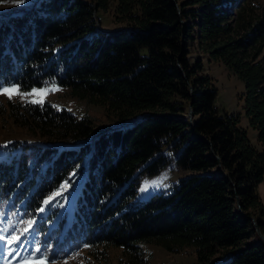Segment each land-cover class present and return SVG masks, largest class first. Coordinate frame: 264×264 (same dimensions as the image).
I'll return each mask as SVG.
<instances>
[{
	"label": "trees",
	"instance_id": "obj_1",
	"mask_svg": "<svg viewBox=\"0 0 264 264\" xmlns=\"http://www.w3.org/2000/svg\"><path fill=\"white\" fill-rule=\"evenodd\" d=\"M98 11L122 29L99 28ZM193 47L243 82L244 113L264 145L261 0H37L0 14V84L66 86L115 122L95 133L88 117L48 101L1 102L30 139L3 149L0 210L36 213L41 232L56 222L60 240H80L76 251L118 248L122 264H140L147 243L191 248L195 264H264L253 224L264 235V151L238 115L217 108L212 78L189 58ZM173 157L192 173L134 200L140 177ZM68 197L71 210L59 212Z\"/></svg>",
	"mask_w": 264,
	"mask_h": 264
},
{
	"label": "rangeland",
	"instance_id": "obj_2",
	"mask_svg": "<svg viewBox=\"0 0 264 264\" xmlns=\"http://www.w3.org/2000/svg\"><path fill=\"white\" fill-rule=\"evenodd\" d=\"M36 1L24 0V3H19L17 0H0V14L9 15L16 10H28ZM261 2L264 3V0H261ZM97 16L96 24L99 28L106 30L120 28V24L113 19L112 14L98 11ZM189 58L191 60L200 58L202 72L212 78L213 84L217 89L215 99L217 108L221 112L224 111L238 115V125L246 130L249 142L256 149L264 151V145H261L257 139V130L249 124L248 118L244 113L243 99L241 97L244 91L243 82L232 73L230 68L219 61L210 59L205 52L200 51L196 47L191 48ZM0 87L8 88L11 91H16L18 87L21 93H31L30 95H14L12 97L14 100L20 102L48 101L58 108L65 107L77 116L88 117L93 122L95 133L115 123L108 119L101 105L73 97L70 94L69 87L66 86L50 85L21 88L15 83H1ZM33 89H45L47 95H44V93H33ZM7 99L8 96L6 94H0V103L6 104ZM2 106H0V158L5 155V152H3L5 147L21 140L30 139L27 134H24L23 130H20L13 124L12 119L8 116L7 105L5 109ZM15 150L13 149L12 152ZM190 173H192L190 170L178 167L173 157L158 173L142 175L140 177L133 199L144 200L153 193L170 189L180 178ZM153 181H156L157 184H152ZM146 183L148 184L147 189L141 191ZM63 187L67 191L69 190L67 189V185H63ZM258 194L264 203V180L258 186ZM72 203V197L66 198L61 203L59 212L64 210L66 212L70 211ZM10 208L9 205L5 204L3 211H0V236H10L11 240H15L16 236L20 235L25 228H29L30 231L22 237V246L19 248L15 245L8 247L5 243L0 242V264H33L34 261L36 264H122V260L120 261L119 259L120 253L118 248L109 247L102 250L97 247L96 250L90 253V247H85L76 251L78 247L77 241L80 240H76V245L75 243L67 244V242L60 240L63 228L62 226L59 228V224L56 222L48 223V229L45 228L46 231L41 232L40 229H37L36 225L44 227V221L36 213L27 217L23 216L18 210H10ZM49 228H52L54 236L47 235L50 231ZM4 229H7V231H4ZM36 248H40V252L34 254ZM141 250L140 264H195V256L191 248H185L178 252H170L159 245L147 243L141 245ZM40 256L47 257V261L38 259Z\"/></svg>",
	"mask_w": 264,
	"mask_h": 264
},
{
	"label": "snow or ice",
	"instance_id": "obj_3",
	"mask_svg": "<svg viewBox=\"0 0 264 264\" xmlns=\"http://www.w3.org/2000/svg\"><path fill=\"white\" fill-rule=\"evenodd\" d=\"M17 2L19 3H24V0H17ZM33 93H44V95H47V91L45 89H33L32 90ZM0 94H6L8 96V98L11 100L12 97L14 95H30L31 93H21L18 90V87L16 88V91H11L8 88H4V87H0ZM30 103H43V100H39V101H30ZM152 184L156 185L157 182L153 181ZM148 187V184L146 183L144 185V187L141 189V191H145ZM51 199V198H49ZM45 203H48V201H45ZM43 210V209H41ZM4 231H7V229H4ZM30 231L29 228H25L23 230V232L16 236L15 240H11L10 236L9 237H5V236H0V242L5 243L8 247H11L12 245H15L17 248L21 247V241H22V237L27 234ZM40 252V248H36L34 250V254L35 253H39ZM38 259H43L44 261H47V257L44 256H40L38 257ZM33 264H36V262L34 261Z\"/></svg>",
	"mask_w": 264,
	"mask_h": 264
},
{
	"label": "water",
	"instance_id": "obj_4",
	"mask_svg": "<svg viewBox=\"0 0 264 264\" xmlns=\"http://www.w3.org/2000/svg\"><path fill=\"white\" fill-rule=\"evenodd\" d=\"M125 28H127V27H125ZM119 29H122V28H118V29H116V30H106V29H103V30H105V31H109V32H115V31H117V30H119ZM183 75H184V74H183ZM184 76H185V75H184ZM188 116H191V109H189ZM100 131H101V130H100ZM212 154H213V156H214L216 159H218V156H217L216 154H214V153H212ZM218 170H219V172H220L222 175H224V176H226V178L230 179V178H229V175H228L227 173H225V172L221 169V166H220V165H218ZM237 205H238V206L240 205V202H239V199H238V198H237ZM241 212H242L243 215H245V213H244L243 211H241ZM253 224H254L255 230H256L257 234L259 235V237H260L261 239L264 240V235H263V233L260 231L258 224H257L255 221H253Z\"/></svg>",
	"mask_w": 264,
	"mask_h": 264
}]
</instances>
